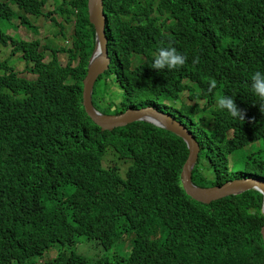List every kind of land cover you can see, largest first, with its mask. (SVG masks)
<instances>
[{
	"label": "trees",
	"instance_id": "obj_1",
	"mask_svg": "<svg viewBox=\"0 0 264 264\" xmlns=\"http://www.w3.org/2000/svg\"><path fill=\"white\" fill-rule=\"evenodd\" d=\"M46 2L0 0V45H12L35 75L0 61V264H264L263 193L198 201L182 186L185 140L145 121L103 131L87 115L83 80L97 41L88 0L55 7L72 24L69 45L10 35L16 17L37 31L28 15L51 16ZM104 11L110 64L94 83V108L118 115L153 106L185 124L201 146L193 171L200 186L264 178V111L251 89L253 73L264 72V0H104ZM169 44L186 63L152 69ZM135 56L144 58L133 66ZM109 94L119 102L104 105ZM224 95L244 119L217 106ZM250 146L248 162L232 171L229 156ZM81 238L107 255L89 262L77 251ZM53 249L57 256L45 259Z\"/></svg>",
	"mask_w": 264,
	"mask_h": 264
},
{
	"label": "water",
	"instance_id": "obj_2",
	"mask_svg": "<svg viewBox=\"0 0 264 264\" xmlns=\"http://www.w3.org/2000/svg\"><path fill=\"white\" fill-rule=\"evenodd\" d=\"M88 9L90 21L94 25L95 31H97V41H95V48L83 81V106L92 122L101 127L103 131H112L131 123L145 121L181 137L187 142L190 150L189 158L181 172L182 186L188 194L198 201L211 203L213 200L239 194L249 189H257L264 195V178L262 177H243L226 181L221 185L207 187L196 184L193 180V171L200 158V143L185 124L175 120L171 115L160 112L153 106L128 109L118 115L103 114L93 107L94 83L97 81L98 76L109 68L110 57L107 45V17L104 11V0H88ZM149 118H152V120ZM262 212L264 214V197ZM261 233L264 240V225L261 228Z\"/></svg>",
	"mask_w": 264,
	"mask_h": 264
},
{
	"label": "rangeland",
	"instance_id": "obj_3",
	"mask_svg": "<svg viewBox=\"0 0 264 264\" xmlns=\"http://www.w3.org/2000/svg\"><path fill=\"white\" fill-rule=\"evenodd\" d=\"M62 3V0H47L46 5L44 7V11L46 13L52 12L51 16L55 15L60 22H63V27L56 26L54 21L51 20V16H42L41 18H37L34 14H29V18L31 21L38 27V30H31L27 28L21 22L20 17H16L14 19L15 23L19 25L16 27H11L9 29L10 35H16L17 37H21L25 40H34L38 39L41 41L43 45L49 44L51 48L64 46L65 44L69 45L71 43V34H72V24L63 21L61 14H57L55 12V7ZM18 9L17 6H14ZM64 32V34H62ZM11 41V40H10ZM60 62L62 64H67L69 61V56L67 53L61 52L58 53ZM143 56H135L133 60V66H136ZM51 59V51H46V60ZM9 60L16 66V69L20 72L22 76H26L28 79H34L35 75L30 71V68L27 65V62L21 59L20 53L13 54L12 45H0V61ZM121 94L122 90L120 88L112 87V92H116ZM120 97L116 95H107L104 98H101V101L104 105L109 102L115 101L119 102ZM189 102V104H193V102L188 100V94L183 96V101ZM165 104L172 105L174 104L171 101H166ZM114 108V107H113ZM209 128H212L213 122L210 121L208 124ZM253 151V148L247 147L245 149L239 150L236 153H233L229 156V166L232 171H238L245 166L246 162H248V154ZM109 159V158H108ZM109 161V160H108ZM251 161V159H250ZM107 162L104 161V166H107ZM126 164H123L122 170L126 169ZM205 175L207 178L213 180V170L210 167V164L205 163ZM77 251L80 252L89 262L94 263L98 262L102 258L107 255L106 250L95 240L93 239H85L81 238L80 242L77 245ZM57 256V250L53 249L48 252L45 259H53Z\"/></svg>",
	"mask_w": 264,
	"mask_h": 264
},
{
	"label": "clouds",
	"instance_id": "obj_4",
	"mask_svg": "<svg viewBox=\"0 0 264 264\" xmlns=\"http://www.w3.org/2000/svg\"><path fill=\"white\" fill-rule=\"evenodd\" d=\"M91 56H92V54H91ZM90 59H91V57H90ZM186 61H187V56L180 53L176 47L169 44L167 47L162 46L158 50V52L156 53V55L153 58V63L151 65V68L157 70L158 72L160 70H164V69H168V70L178 69V68L182 67L186 63ZM89 62H90V60H89ZM196 63H199V57L193 58V64H196ZM25 78H26V76H25ZM98 78H99V76H98ZM216 87H217L216 80L211 79L209 82V92H211ZM251 89H252L253 93L260 100V104H259L260 111H264V72L256 71L253 73V75L251 77ZM93 91H94V88H93ZM92 96H93V94H92ZM217 106L222 110H226L231 115V117H233V118H238V119H244L245 118L244 110L240 109L237 106L235 99L231 96H228V95L220 96L217 99Z\"/></svg>",
	"mask_w": 264,
	"mask_h": 264
},
{
	"label": "bare ground",
	"instance_id": "obj_5",
	"mask_svg": "<svg viewBox=\"0 0 264 264\" xmlns=\"http://www.w3.org/2000/svg\"><path fill=\"white\" fill-rule=\"evenodd\" d=\"M150 120H152V118H149Z\"/></svg>",
	"mask_w": 264,
	"mask_h": 264
}]
</instances>
